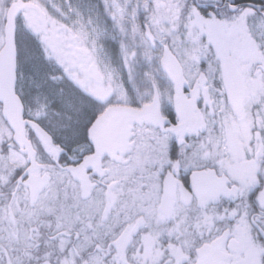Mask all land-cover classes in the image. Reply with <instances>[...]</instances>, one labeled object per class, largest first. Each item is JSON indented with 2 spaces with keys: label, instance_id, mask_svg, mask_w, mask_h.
Instances as JSON below:
<instances>
[{
  "label": "snow or ice",
  "instance_id": "obj_1",
  "mask_svg": "<svg viewBox=\"0 0 264 264\" xmlns=\"http://www.w3.org/2000/svg\"><path fill=\"white\" fill-rule=\"evenodd\" d=\"M0 264H264V0H0Z\"/></svg>",
  "mask_w": 264,
  "mask_h": 264
}]
</instances>
